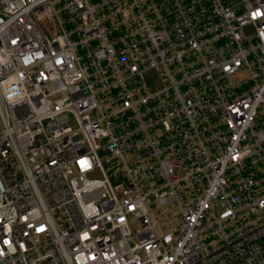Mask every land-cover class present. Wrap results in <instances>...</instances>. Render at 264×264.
Returning <instances> with one entry per match:
<instances>
[{
    "label": "built area",
    "instance_id": "2783aa9c",
    "mask_svg": "<svg viewBox=\"0 0 264 264\" xmlns=\"http://www.w3.org/2000/svg\"><path fill=\"white\" fill-rule=\"evenodd\" d=\"M0 264H264V0H0Z\"/></svg>",
    "mask_w": 264,
    "mask_h": 264
},
{
    "label": "rangeland",
    "instance_id": "374dc122",
    "mask_svg": "<svg viewBox=\"0 0 264 264\" xmlns=\"http://www.w3.org/2000/svg\"><path fill=\"white\" fill-rule=\"evenodd\" d=\"M250 32H251V29H248L247 33H250ZM93 177L96 178V179H99V176H97V174L93 175Z\"/></svg>",
    "mask_w": 264,
    "mask_h": 264
}]
</instances>
